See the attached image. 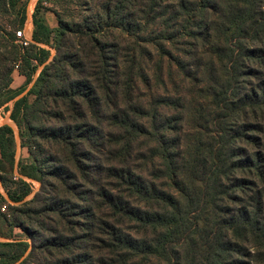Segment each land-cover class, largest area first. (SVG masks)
Returning <instances> with one entry per match:
<instances>
[{"label":"trees","instance_id":"16d2710c","mask_svg":"<svg viewBox=\"0 0 264 264\" xmlns=\"http://www.w3.org/2000/svg\"><path fill=\"white\" fill-rule=\"evenodd\" d=\"M28 5L0 0V264H264V0H37L24 47Z\"/></svg>","mask_w":264,"mask_h":264},{"label":"rangeland","instance_id":"374dc122","mask_svg":"<svg viewBox=\"0 0 264 264\" xmlns=\"http://www.w3.org/2000/svg\"><path fill=\"white\" fill-rule=\"evenodd\" d=\"M36 1L37 0H29L28 20L26 22V27H25L26 32H28V31L30 32V30L32 29V25H31V27L28 30V25L31 22V15L33 13V10H34L33 7H35L34 4H36ZM64 6L65 5L59 4V5H55L54 8L56 10H58V11H61L64 8ZM6 22H7L6 19H4L0 15V23L3 24V23H6ZM47 22H48L49 26H51V27L56 26V21H55V18L53 17L52 14H47ZM139 44H141V43H139ZM141 45L143 46V52L145 53L143 58H141V60L144 63L143 69H144L145 73L147 74V76L150 78V82L154 84V81H153V78H152V74H153L152 65L154 64L156 59H158V54H157V51L155 49V46L152 45L151 43H149L147 46H145L143 44H141ZM165 47L167 48V50L169 52H171L172 55H178L179 54L176 50L179 49L180 46H176V47L173 48V47L165 44ZM148 59L150 60V62H148ZM167 72H168V67L164 66V68H162L163 80L165 82L167 90L169 92L173 93V92H175L176 89H178L177 86H179V84L181 83L180 77H179L178 72L176 71L175 67H172V69L170 71L171 74H172V78L170 80L167 77ZM13 75H14V80H13V83L11 85V88L17 89V88H19L21 86L20 85L21 83L19 81V78L16 76V74L13 73ZM30 87H31V85L19 97L24 96L28 92ZM159 92L160 91H158V93ZM183 92H184V88H182V90H181V93H183ZM8 106L11 107L12 103H9ZM9 115H10V112H6L4 109H0V126H2L4 124H9L16 131V128L14 127V125L9 120ZM26 156H27L26 150H22L20 148V146H19V143L17 142L16 159L18 160L19 158H25ZM31 184H33L34 191H36L38 189L39 185L37 183H35V182H32ZM0 191H1V189H0Z\"/></svg>","mask_w":264,"mask_h":264},{"label":"built area","instance_id":"2783aa9c","mask_svg":"<svg viewBox=\"0 0 264 264\" xmlns=\"http://www.w3.org/2000/svg\"><path fill=\"white\" fill-rule=\"evenodd\" d=\"M31 22L28 25V30L30 28ZM26 27V25H25ZM16 38L20 40V44L24 47H27L28 44L31 42V33L28 31L26 32L25 28L20 31V32H16ZM34 184V183H33Z\"/></svg>","mask_w":264,"mask_h":264},{"label":"crops","instance_id":"0c3cea01","mask_svg":"<svg viewBox=\"0 0 264 264\" xmlns=\"http://www.w3.org/2000/svg\"><path fill=\"white\" fill-rule=\"evenodd\" d=\"M32 25V24H31ZM31 25H30V27H31ZM33 28V27H32ZM30 33H32V29L30 30ZM14 74H16V76L19 78V81H20V85H22L23 84V82H24V78L23 77H21V76H19V74H18V72L17 71H14ZM13 80H14V75H13Z\"/></svg>","mask_w":264,"mask_h":264}]
</instances>
